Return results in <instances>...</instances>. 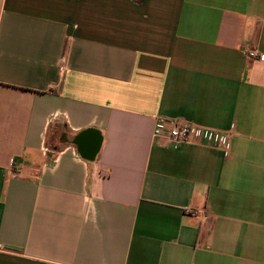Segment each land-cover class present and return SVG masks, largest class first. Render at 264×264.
<instances>
[{
  "label": "crops",
  "instance_id": "crops-1",
  "mask_svg": "<svg viewBox=\"0 0 264 264\" xmlns=\"http://www.w3.org/2000/svg\"><path fill=\"white\" fill-rule=\"evenodd\" d=\"M245 47L264 0H0V264H264ZM171 119L226 150L155 138Z\"/></svg>",
  "mask_w": 264,
  "mask_h": 264
},
{
  "label": "built area",
  "instance_id": "built-area-1",
  "mask_svg": "<svg viewBox=\"0 0 264 264\" xmlns=\"http://www.w3.org/2000/svg\"><path fill=\"white\" fill-rule=\"evenodd\" d=\"M243 55L248 59L264 62V55H259L250 47L243 48ZM59 71L62 74L64 68L61 67ZM153 134L155 138L161 139L162 142L174 148L195 142L206 147H218L226 150L228 144L226 135L179 119L159 120L155 125ZM185 212L206 218L204 210L188 209Z\"/></svg>",
  "mask_w": 264,
  "mask_h": 264
}]
</instances>
